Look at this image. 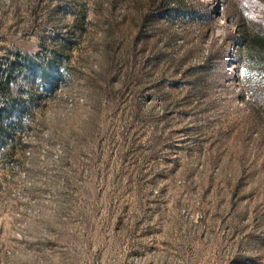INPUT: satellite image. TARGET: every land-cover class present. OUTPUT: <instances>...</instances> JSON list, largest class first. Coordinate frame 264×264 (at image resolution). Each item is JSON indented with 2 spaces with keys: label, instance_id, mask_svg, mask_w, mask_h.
Returning a JSON list of instances; mask_svg holds the SVG:
<instances>
[{
  "label": "rangeland",
  "instance_id": "1",
  "mask_svg": "<svg viewBox=\"0 0 264 264\" xmlns=\"http://www.w3.org/2000/svg\"><path fill=\"white\" fill-rule=\"evenodd\" d=\"M261 2L0 0V264H264Z\"/></svg>",
  "mask_w": 264,
  "mask_h": 264
},
{
  "label": "trees",
  "instance_id": "2",
  "mask_svg": "<svg viewBox=\"0 0 264 264\" xmlns=\"http://www.w3.org/2000/svg\"><path fill=\"white\" fill-rule=\"evenodd\" d=\"M261 4L264 12V2ZM236 42L240 50L238 62L241 63L247 58L257 68L262 76L261 85L264 91V13L260 16L250 15L248 23L238 33Z\"/></svg>",
  "mask_w": 264,
  "mask_h": 264
}]
</instances>
